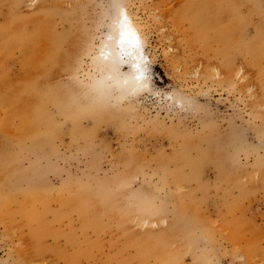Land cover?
<instances>
[{
	"label": "rangeland",
	"instance_id": "obj_1",
	"mask_svg": "<svg viewBox=\"0 0 264 264\" xmlns=\"http://www.w3.org/2000/svg\"><path fill=\"white\" fill-rule=\"evenodd\" d=\"M228 1L0 0V264H264V0ZM116 6L148 91L99 65Z\"/></svg>",
	"mask_w": 264,
	"mask_h": 264
},
{
	"label": "bare ground",
	"instance_id": "obj_2",
	"mask_svg": "<svg viewBox=\"0 0 264 264\" xmlns=\"http://www.w3.org/2000/svg\"><path fill=\"white\" fill-rule=\"evenodd\" d=\"M193 1L196 2L198 9L204 10L207 13L209 8H212V6L217 4L219 0H193ZM206 1L209 2V4ZM225 2L229 3L228 0H225ZM204 11L201 12L202 15L200 16H203L205 14ZM113 18H114L113 20L114 23H113V27L111 26L112 27L111 34L108 36V40H107L108 43L107 44L104 43L106 44V47L103 49V53H101L102 58L99 60V65L101 66V68L109 71L110 73H113L112 80L114 84L116 86H120L121 88H123L127 93L129 92V93L135 94V93H139L143 91H148L151 89V85H150L151 83L147 76L148 74L147 62H150V59L144 51L146 43H145L144 36L142 35L141 29L139 25L137 24L136 20L132 18L123 7L116 6L114 8ZM207 20H209L208 17H207ZM230 48H231V42L228 43L227 45V49H230ZM30 49L27 52H30ZM241 50L243 54L249 57L251 63L254 66H259V67L261 65L264 66V28L258 29L254 40L249 41L246 44L242 45ZM32 52L33 54L35 53L34 51ZM32 61H36V60H32ZM122 66L127 68V71L125 73L120 72ZM27 79H31V78H27ZM4 83L7 85V82H4ZM3 88L5 89V87ZM0 92L2 91L0 90ZM34 93L35 95L33 96V100H35L36 102H39V103L43 101L49 102L53 100V98L50 96L49 93L44 92V95H42V93L40 94L39 91L38 93L36 91ZM8 96L10 95L7 94V97ZM12 96L13 95H11V97ZM25 112H29L28 109ZM39 118H40V115L38 113L35 115L34 113V119L37 122L36 123L34 120H32L33 129H34L33 133H35L34 134L35 136L39 134V130H40L39 125L41 121ZM46 120L47 121H44L43 119L44 124L49 123L48 116H46ZM44 131L46 134L49 133V127L45 126ZM83 215L86 217L85 214Z\"/></svg>",
	"mask_w": 264,
	"mask_h": 264
}]
</instances>
